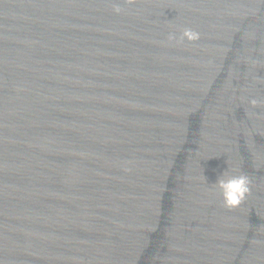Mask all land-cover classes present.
<instances>
[{
	"label": "water",
	"instance_id": "1",
	"mask_svg": "<svg viewBox=\"0 0 264 264\" xmlns=\"http://www.w3.org/2000/svg\"><path fill=\"white\" fill-rule=\"evenodd\" d=\"M0 264H264V0H0Z\"/></svg>",
	"mask_w": 264,
	"mask_h": 264
},
{
	"label": "clouds",
	"instance_id": "2",
	"mask_svg": "<svg viewBox=\"0 0 264 264\" xmlns=\"http://www.w3.org/2000/svg\"><path fill=\"white\" fill-rule=\"evenodd\" d=\"M121 8L117 5L114 11L119 13ZM199 38V34L186 29L183 33L182 39L189 41H195ZM170 39H175L174 36H170ZM259 102L256 99H252L250 104L255 107ZM216 187L219 189L222 196L223 204L226 208H236L241 205L251 193V181L246 174L240 175H226L221 173L215 182Z\"/></svg>",
	"mask_w": 264,
	"mask_h": 264
}]
</instances>
